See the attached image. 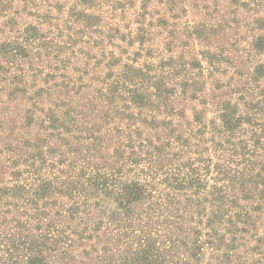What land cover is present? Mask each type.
Returning <instances> with one entry per match:
<instances>
[{
    "label": "rangeland",
    "instance_id": "obj_1",
    "mask_svg": "<svg viewBox=\"0 0 264 264\" xmlns=\"http://www.w3.org/2000/svg\"><path fill=\"white\" fill-rule=\"evenodd\" d=\"M56 105L109 155L129 137L169 145L158 182L161 166L198 175L246 221L232 255L264 264V0H0V188ZM17 217L0 203V257Z\"/></svg>",
    "mask_w": 264,
    "mask_h": 264
},
{
    "label": "trees",
    "instance_id": "obj_2",
    "mask_svg": "<svg viewBox=\"0 0 264 264\" xmlns=\"http://www.w3.org/2000/svg\"><path fill=\"white\" fill-rule=\"evenodd\" d=\"M81 121L58 105L36 122L27 119L44 138L27 142L25 170L0 188V203L18 214L0 264H244L232 254L236 234L246 232L237 226L246 221L227 218L222 199L198 175L161 166L165 178L158 182L153 163L163 165L169 145L129 137L109 155L100 132Z\"/></svg>",
    "mask_w": 264,
    "mask_h": 264
}]
</instances>
